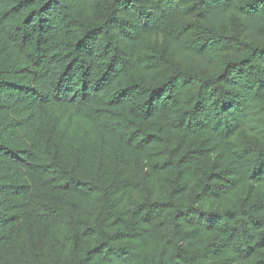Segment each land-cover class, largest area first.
Returning <instances> with one entry per match:
<instances>
[{
	"label": "trees",
	"instance_id": "trees-1",
	"mask_svg": "<svg viewBox=\"0 0 264 264\" xmlns=\"http://www.w3.org/2000/svg\"><path fill=\"white\" fill-rule=\"evenodd\" d=\"M0 264H264V0H0Z\"/></svg>",
	"mask_w": 264,
	"mask_h": 264
}]
</instances>
